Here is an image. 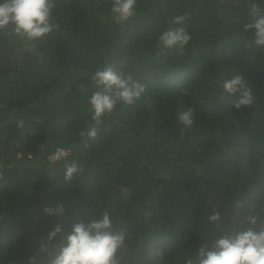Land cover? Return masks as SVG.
<instances>
[{"label": "trees", "instance_id": "1", "mask_svg": "<svg viewBox=\"0 0 264 264\" xmlns=\"http://www.w3.org/2000/svg\"><path fill=\"white\" fill-rule=\"evenodd\" d=\"M55 3L57 27L34 51L0 30V264H47L57 225L105 210L125 235L119 264L196 261L227 227L264 219V47L244 30L251 5L264 10V0H136L122 24L108 0ZM169 27L192 37L185 55H157ZM108 64L146 90L106 114L94 139L81 136L93 115L92 77ZM234 74L251 88L250 106L234 108L239 94L223 92L220 80ZM188 107L191 129L179 122ZM58 147L71 152L51 160ZM72 161L83 170L66 181Z\"/></svg>", "mask_w": 264, "mask_h": 264}, {"label": "clouds", "instance_id": "2", "mask_svg": "<svg viewBox=\"0 0 264 264\" xmlns=\"http://www.w3.org/2000/svg\"><path fill=\"white\" fill-rule=\"evenodd\" d=\"M111 19L122 24L135 15L136 0H108ZM56 8L55 0H0V30L10 29L24 42V49L35 50V41L49 35L57 25L53 22ZM252 22L244 25L245 31H252L253 43L264 47V10L258 5L250 7ZM187 16H176L174 25H182ZM192 40L184 27H169L157 37L156 47L161 51L175 49L179 55H185V46ZM96 90L88 97V104L93 112L91 122L86 125L81 136L94 139L98 128L103 123V117L111 114L116 105L123 103L133 105L145 92V85L135 80L131 74L117 72L115 66L108 64L102 70H97L93 77ZM223 92L228 95L239 94L233 107L250 106L253 103L251 88L245 77L234 74L231 78L221 79ZM83 90V86H81ZM185 94H187L185 90ZM195 109L188 107L179 114V122L186 129H191L195 123ZM183 133V129H182ZM71 152V151H70ZM83 166L76 161L64 164V178L72 179L80 173ZM47 206H54L57 211L50 212ZM45 210L52 214L64 210L63 205H47ZM221 217L213 213L208 217L212 224L219 226ZM246 228L233 230L227 227L219 238L211 244L201 245L198 259H188L186 264H264V219L260 214L248 215L244 218ZM61 235L55 249L51 251L47 264H119L117 251L124 243L123 231L115 230L108 211L88 217L86 221L75 222L65 229L57 225L49 233V240ZM34 259V258H33Z\"/></svg>", "mask_w": 264, "mask_h": 264}, {"label": "built area", "instance_id": "3", "mask_svg": "<svg viewBox=\"0 0 264 264\" xmlns=\"http://www.w3.org/2000/svg\"><path fill=\"white\" fill-rule=\"evenodd\" d=\"M70 153V149L64 147H58L54 152H52L49 157L51 160H57L62 157L67 156ZM46 209L50 212H55L57 209L54 206H47Z\"/></svg>", "mask_w": 264, "mask_h": 264}, {"label": "rangeland", "instance_id": "4", "mask_svg": "<svg viewBox=\"0 0 264 264\" xmlns=\"http://www.w3.org/2000/svg\"><path fill=\"white\" fill-rule=\"evenodd\" d=\"M222 1H228V0H221V2H222Z\"/></svg>", "mask_w": 264, "mask_h": 264}]
</instances>
